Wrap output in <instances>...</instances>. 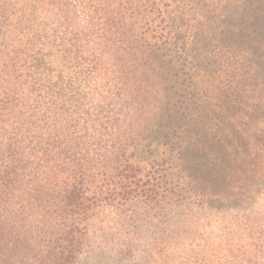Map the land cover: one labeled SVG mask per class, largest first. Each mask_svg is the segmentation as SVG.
Returning a JSON list of instances; mask_svg holds the SVG:
<instances>
[{
	"label": "trees",
	"instance_id": "16d2710c",
	"mask_svg": "<svg viewBox=\"0 0 264 264\" xmlns=\"http://www.w3.org/2000/svg\"><path fill=\"white\" fill-rule=\"evenodd\" d=\"M0 264H264V0H0Z\"/></svg>",
	"mask_w": 264,
	"mask_h": 264
}]
</instances>
